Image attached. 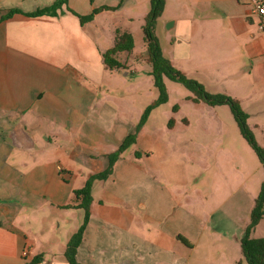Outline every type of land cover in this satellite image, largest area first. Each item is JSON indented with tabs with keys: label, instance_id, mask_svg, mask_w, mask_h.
<instances>
[{
	"label": "crops",
	"instance_id": "1",
	"mask_svg": "<svg viewBox=\"0 0 264 264\" xmlns=\"http://www.w3.org/2000/svg\"><path fill=\"white\" fill-rule=\"evenodd\" d=\"M52 2L0 0V264H28L36 254L42 256L36 264H68L65 244L76 230L63 242L52 239L59 250L46 258L49 245L30 242L20 212L44 207L60 219L68 210L78 216L79 210L63 207L72 201V190L106 168L107 154L134 130L146 106L136 100L128 109L123 99L111 100L105 80L112 69L102 53L112 47L117 30L130 32L134 42L143 40L148 0H67L55 15L26 14ZM102 5L118 8L83 24L74 14ZM11 8L22 12L5 17ZM256 22L249 0H165L156 27L168 23L162 51L174 67L209 92L237 99L249 118L248 109L264 102V32ZM124 52L117 54L119 62ZM186 90L165 114L172 124L164 125L165 117L154 121L168 95L150 111L110 175L94 184L78 262L211 263L219 231L208 225L213 213L206 207V184L197 185L194 197L185 191L201 177L203 165L195 160L186 133L193 124L182 110L193 114L219 105L194 102ZM42 220L46 227L49 218ZM219 234L229 256L232 240Z\"/></svg>",
	"mask_w": 264,
	"mask_h": 264
},
{
	"label": "rangeland",
	"instance_id": "2",
	"mask_svg": "<svg viewBox=\"0 0 264 264\" xmlns=\"http://www.w3.org/2000/svg\"><path fill=\"white\" fill-rule=\"evenodd\" d=\"M167 24L164 26L162 24L159 29L155 26L154 30L162 49L167 44ZM124 53L126 58L120 59L122 67L118 71H107L105 81H108L106 84L109 87L111 100L116 102L117 99H123L121 103L128 109V106L134 104L136 100H141L147 105L156 99L157 93L152 76L149 74L150 64L144 58L148 54L143 40L136 39L132 51ZM164 81L169 101L160 106L154 121L158 124L161 121L163 123L162 118L165 117L164 125H167L173 117L171 114L166 116L165 114H168L173 104L178 102L176 95L185 91V87L171 79L165 78ZM247 112L250 114L247 119L248 127L257 143L263 146L264 102L255 104ZM182 114H189L188 118L193 125L186 133L193 139V146H195L193 150H197L195 160L203 165L201 177L191 181L185 191L194 197L197 185L200 182L206 184L205 190L208 197L206 207L208 213H213L208 225L211 230H218L229 237L233 243L227 246L230 249V255L227 256L222 250L224 245L217 232L211 245L210 264H236L241 258L240 240L237 239L242 236L249 222V214L263 180L261 164L254 150L240 133L228 105H219L193 114L191 111L187 113V109L183 108ZM219 204L222 206L215 211L216 205ZM72 212L73 210L64 212L60 219L50 215L44 207L35 209L26 206L20 212L18 220L24 223L27 231L30 230L28 233L30 242L37 246L41 243L49 245V249L44 253L47 258L59 250V244H52V239L57 238L58 241L63 242L72 230L75 231L78 228L82 216L79 212L78 216H74L70 214ZM44 216L49 218L46 223L47 228L43 224ZM250 236H264V217L252 228Z\"/></svg>",
	"mask_w": 264,
	"mask_h": 264
},
{
	"label": "trees",
	"instance_id": "3",
	"mask_svg": "<svg viewBox=\"0 0 264 264\" xmlns=\"http://www.w3.org/2000/svg\"><path fill=\"white\" fill-rule=\"evenodd\" d=\"M66 3L67 0H53L52 4L49 6L38 8L26 14L29 16H38L43 14L55 15L57 10L61 9ZM164 6L165 0H148V11L144 17V23L142 25L143 42L148 54L146 60L150 64L149 74L152 76L153 86L156 90L157 97L145 106L137 123L135 124L134 130L124 137L116 150L107 154L108 164L106 168L98 173L91 174L81 187L72 190V201L65 204L63 207L79 210L82 215V219L76 231L71 234L65 244V259L68 264H82L77 261L76 252L82 240L83 231L89 220L93 186L110 175L114 162L123 152L135 143L137 133L146 122L150 111L156 106L167 102L168 94L164 81V79L167 78L181 83L190 93L188 98L194 102L203 101L211 106L221 104L228 105L236 120L240 133L256 153L263 170V180L255 196L254 205L250 211L249 222L240 238L242 257L238 261V264H264V236H250L252 228L255 227L264 217V145H259L255 140L247 124L248 114L242 109L237 99L223 92H209L197 79L182 73L174 67L170 60L164 55L154 31L158 18L162 15ZM116 8H118V6L102 5L94 8L89 14L81 15L73 13L78 16L80 23L83 24L91 21L95 14L102 10H114ZM17 12L22 11L16 8H11L5 14V17H9ZM133 47V35L127 31L117 30L112 47L102 53L104 65L108 69H120L122 67V63L117 59V54L122 51L130 52ZM173 108L176 109L177 107L174 106ZM168 124L171 125L172 121L170 120ZM136 155L139 154L136 152ZM179 238L184 242H187L184 238ZM41 261V254H36L30 259V261H28V264H36Z\"/></svg>",
	"mask_w": 264,
	"mask_h": 264
},
{
	"label": "built area",
	"instance_id": "4",
	"mask_svg": "<svg viewBox=\"0 0 264 264\" xmlns=\"http://www.w3.org/2000/svg\"><path fill=\"white\" fill-rule=\"evenodd\" d=\"M252 13L257 17L256 26L264 32V0H249Z\"/></svg>",
	"mask_w": 264,
	"mask_h": 264
}]
</instances>
